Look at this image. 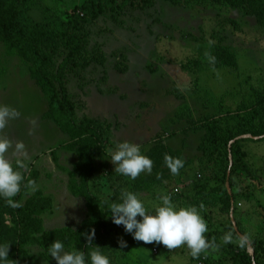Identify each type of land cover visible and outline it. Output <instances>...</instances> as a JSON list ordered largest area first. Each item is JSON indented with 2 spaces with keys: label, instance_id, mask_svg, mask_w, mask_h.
<instances>
[{
  "label": "rangeland",
  "instance_id": "obj_1",
  "mask_svg": "<svg viewBox=\"0 0 264 264\" xmlns=\"http://www.w3.org/2000/svg\"><path fill=\"white\" fill-rule=\"evenodd\" d=\"M145 1L139 7L127 6L114 19L100 15L86 22L83 47L68 65L66 86L74 101V119L89 121L103 136L89 187L104 203L118 202L122 191H132L149 209L159 203L161 195H169L179 207H195L206 223L204 237L210 246L193 256L184 245L168 249L158 243L144 244L110 219V230L99 250L110 264H247L238 256L239 235L246 239L247 235L258 242L255 259L264 262V188L260 191L250 183L248 197H236L229 215L221 212L222 200L201 198L204 187L199 169L211 163V156L198 148L204 143V131L198 125L203 116L215 112L214 103L221 101L223 110L233 111L240 108L250 86L261 85L264 23L246 7L223 0ZM81 2L33 0L27 15L31 26L40 29L51 12L60 14ZM51 38L41 46L58 63L65 39ZM219 45L228 50L232 66L212 61V51ZM29 65L16 55H7L0 43V105L18 113L0 129V136L13 144L9 159H20L27 170L35 169V189L52 198V212L42 215L44 228L77 227L86 209L83 196L73 191L71 183L78 179L75 165L81 159L75 150L84 151L80 144H85L86 136L73 134L48 116V103L31 79ZM235 87L239 95L234 94ZM17 142L23 143L27 160L14 150ZM121 142L136 143L141 154L151 159V172L135 179L117 173L109 152ZM242 146L245 163L264 182V140L246 139ZM176 159L182 167L173 174L170 166ZM238 177L245 179L241 171ZM144 180L154 184L132 189L135 181ZM33 191L29 187L28 194ZM237 191L232 190L235 196ZM233 223L240 227L238 234L232 231ZM119 238L127 247H118ZM32 250L33 264H56L42 250Z\"/></svg>",
  "mask_w": 264,
  "mask_h": 264
},
{
  "label": "trees",
  "instance_id": "obj_2",
  "mask_svg": "<svg viewBox=\"0 0 264 264\" xmlns=\"http://www.w3.org/2000/svg\"><path fill=\"white\" fill-rule=\"evenodd\" d=\"M223 1L235 7H246L248 13L259 23H264V0ZM145 2V0H82L72 10H65L60 14L51 12L45 16L44 26L35 29L31 26L27 15L33 0H0V43L3 44L6 54L16 55L23 62L30 64L27 66L29 75L48 103V116L61 122V125L73 134L86 136L85 144H80L84 151H80L79 148L75 150L81 159L75 165L78 179H74V184L71 183L73 191L84 198L85 217L79 226L44 228L42 215L52 212V198L44 195L39 189L28 194V182L36 183L38 178L37 171L33 168L21 170L24 177L23 184L20 192L13 198L20 202L19 208H12L0 199V243L10 244L8 253V258L12 260L10 264H33L34 247L42 250V253L49 257L47 249L54 240H61L66 250L74 247L82 250L87 259L91 249L96 246L100 249L103 238L110 230L108 222L111 218L108 216L107 205L89 187L95 172L94 156L103 141L102 132L94 125H90L89 121L79 123L75 121L74 101L67 90L66 75L69 70L68 65L81 51L83 41L88 34L84 29L86 22L100 15L114 19L127 6L139 7ZM49 37H52L50 40L56 37L65 39L63 57L58 63L54 62V55L51 56L41 46ZM224 55L230 61L223 59ZM211 59L218 66L233 65L228 50L220 45L212 51ZM234 90V94L239 95L236 87ZM248 90L246 98L240 95L243 102L240 108L233 111L226 108L223 110L221 101H216L215 112L203 116V120L198 125L204 131V143L198 148L203 153H207V156H211L209 158L211 163L199 169L202 176L201 185L204 187V190L200 191L201 198H205L206 201H211L213 197L222 200L218 208L228 215L231 205L235 206L236 197H248L250 183L260 191L264 188V182L255 177L245 163L246 152L242 146L246 139L256 142L264 140V77L261 85H252ZM217 113L223 115L217 118L215 117ZM255 119H257L256 123H254ZM244 135L250 137L244 138ZM240 171L245 175L243 180L238 177ZM152 184H154L153 180L135 181L132 189L138 191L144 187H151ZM234 188L238 190L236 196L232 192ZM231 227L235 234L240 232V227L237 225ZM89 230H94L95 233L93 244H88L82 235ZM245 237L251 242L254 253L250 254L245 240L239 238L242 242L241 249L238 248L239 259L247 264L252 262L264 264L255 259L258 242H254L247 235Z\"/></svg>",
  "mask_w": 264,
  "mask_h": 264
},
{
  "label": "clouds",
  "instance_id": "obj_3",
  "mask_svg": "<svg viewBox=\"0 0 264 264\" xmlns=\"http://www.w3.org/2000/svg\"><path fill=\"white\" fill-rule=\"evenodd\" d=\"M18 116L15 109L0 105V129L7 122ZM13 148L12 142L0 136V199L8 206L19 208V201L13 198L20 192L24 177L22 169L25 163L17 159L15 162L9 159L8 152ZM14 150L24 158L28 159L22 142L14 145ZM109 161L115 165V171L123 176L135 179L142 172H151L152 161L141 154L139 146L134 142H121L115 150H110ZM182 167V161L176 159L171 164L170 170L175 174ZM28 186L35 190V182L29 181ZM111 222L122 226L123 231L130 234L136 241L144 244L158 243L168 249L177 248L181 245L190 249L193 256L210 245L206 242L204 233L207 231L206 223L195 207H179L172 202L169 195H161L159 203L149 209L140 195L132 191H122L119 201H105ZM139 217V219H137ZM88 244H93L94 230L84 234ZM118 247H127L123 238L117 240ZM8 243H0V264H10L8 258ZM48 256L53 258L56 264H110L107 255L103 254L99 247H94L87 256L82 250L72 248L65 249L61 240H54L47 249Z\"/></svg>",
  "mask_w": 264,
  "mask_h": 264
},
{
  "label": "water",
  "instance_id": "obj_4",
  "mask_svg": "<svg viewBox=\"0 0 264 264\" xmlns=\"http://www.w3.org/2000/svg\"><path fill=\"white\" fill-rule=\"evenodd\" d=\"M244 136L247 137V136H249V135H244ZM233 227H235L234 223H233ZM240 237H241L242 239L245 240V242H246V247H247V251H249V253L251 254L250 243H249L248 240H247L246 238H244L242 235H240ZM252 264H254V263H252Z\"/></svg>",
  "mask_w": 264,
  "mask_h": 264
},
{
  "label": "built area",
  "instance_id": "obj_5",
  "mask_svg": "<svg viewBox=\"0 0 264 264\" xmlns=\"http://www.w3.org/2000/svg\"><path fill=\"white\" fill-rule=\"evenodd\" d=\"M199 264H201V262L199 261Z\"/></svg>",
  "mask_w": 264,
  "mask_h": 264
}]
</instances>
